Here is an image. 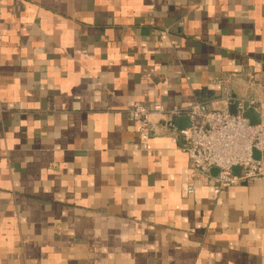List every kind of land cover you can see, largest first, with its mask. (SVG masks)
<instances>
[{"label":"crops","instance_id":"crops-1","mask_svg":"<svg viewBox=\"0 0 264 264\" xmlns=\"http://www.w3.org/2000/svg\"><path fill=\"white\" fill-rule=\"evenodd\" d=\"M107 2L117 7L109 10ZM125 2L0 0V162L8 169L0 170V264H264V243H250L264 229V177L216 200L203 182L186 195L188 159L177 118L158 120L144 149L126 114L137 96L151 115L194 102L232 112L241 99L264 104V34L247 15L253 7L226 0L228 11L241 12L229 17L217 8L209 17L195 10L204 0H141L152 11L118 23ZM193 22L199 29L189 32ZM129 35L145 47H125ZM224 37L239 39V46L222 47ZM39 44L42 61L33 54ZM119 55L135 59L98 70L97 59ZM217 56L239 71H221ZM48 65L59 75H49ZM65 65L70 73L61 70ZM134 67L140 71L127 72L117 89L112 81ZM7 86L26 91L23 102L38 107L6 99ZM28 121L40 125L31 136L22 126ZM9 134L17 141L10 150L3 147ZM80 176L91 177V185L82 180L76 187ZM6 228L17 229L11 252L2 248Z\"/></svg>","mask_w":264,"mask_h":264},{"label":"built area","instance_id":"built-area-1","mask_svg":"<svg viewBox=\"0 0 264 264\" xmlns=\"http://www.w3.org/2000/svg\"><path fill=\"white\" fill-rule=\"evenodd\" d=\"M256 104V101L241 99L234 112L228 108H215L205 102H194L186 108L154 111L164 117L162 121L171 116L177 119L185 117L189 121V127L177 132L182 141V151L188 159L186 195L194 193L197 182H203L210 187L212 199L216 200L228 188L264 177L262 158L253 157L254 151L260 154L264 152V120L261 117L264 104ZM247 107L258 112V125H251L243 117ZM126 114L137 126L139 147L146 149L152 130V125L146 123V119L152 112L145 105L136 103L126 110ZM140 125L144 127L139 128ZM210 168L218 171L216 177L209 174Z\"/></svg>","mask_w":264,"mask_h":264},{"label":"clouds","instance_id":"clouds-1","mask_svg":"<svg viewBox=\"0 0 264 264\" xmlns=\"http://www.w3.org/2000/svg\"><path fill=\"white\" fill-rule=\"evenodd\" d=\"M248 2H249V4H251V6L253 7L254 10L248 12L247 15H248L249 19L256 21L257 27L259 29V33L264 34V19H262L261 15H260L261 9L264 8V0H248ZM98 3H99V0H98ZM104 6L107 7L109 10H114L117 7L116 4L111 3V2H107L106 4H104ZM119 7H120V11L116 12V16L118 18L117 22L123 23V24H131L133 17H137V16L141 15L142 13H147V12L152 11L151 8L142 7L141 0H127V2L120 4ZM217 8H219L221 11L227 12V15L229 17L236 16L241 12V8L239 6L235 7L233 11H228L227 6H226V0H204V3H202L200 5V7L196 8L195 10L197 12H199L201 9H206L208 16L212 17ZM29 11H31V9H29ZM5 19H10L7 16V14H5ZM88 22H90V21H88ZM198 29H199V23L198 22H193L188 27L189 32H195ZM45 31L47 32V34L49 36L52 35L53 30L45 29ZM211 31L215 32V26H213ZM10 36H11V33H6L5 39L7 40ZM107 36L109 39V44L112 46V48L118 49L117 47H114L111 43V33L110 32L107 33ZM198 38L199 37L197 36V39ZM15 42H16L15 39H13L11 41V43H15ZM163 43H164V46H168V41L166 38H163ZM239 44H240L239 39H236L235 41H230V38L224 37L222 47L231 50V49L238 47ZM123 45L125 47L139 46L141 49H143L145 47L144 43L138 42L137 40H134L131 37V35L124 38ZM182 45H183V41L181 40L180 46H182ZM33 47H34V49L37 50L33 53L35 55L36 59L39 58V60L42 61L43 57L40 56V53L38 50L40 48H42L43 45L39 44V45H35ZM254 47H257V45H249L248 50L251 51ZM259 47L264 48V44L259 45ZM147 55H148V53H145L146 59H147ZM9 56L10 55L6 49L5 59H8ZM98 56H99V51L97 50L96 57H98ZM120 59L128 60V62L131 63L132 60L135 59V57L129 58L127 56H120L119 55L118 57L113 56L111 59L104 60V61H100L99 59H97V68L99 70V67L101 66V64H109V63L117 64V62H115V61L118 60V62H119ZM215 60L220 61L221 65H222L221 71H223V72H229V71L238 72L239 71L238 68H234L232 64L228 63V61H222L219 56H217L215 58ZM26 63L29 66L32 65V61H30V60L27 61ZM149 65L151 66V62H149ZM61 70L66 71L68 73L71 72L70 66H67V65L63 66ZM256 70L259 71V68L257 67ZM129 71H131L133 73H138L140 71V69L138 67H134L131 69H123L120 73L119 79L112 81L117 89L121 88L124 85L125 80H126V74ZM154 71H161V70L154 68ZM47 73L49 75H59V71H57L55 67L49 66V65L47 66ZM30 75L31 74L29 73V76ZM17 82H18V80H17ZM72 82L75 83L74 80ZM149 82L150 81H148L147 77H145V79L142 83H149ZM41 83H43V81ZM18 85H19V82H18ZM193 87H199V85H193ZM2 89L4 92L5 98L7 99L9 96H12L13 99L16 100L15 105H18L20 108H37L38 107L37 104H25L23 102V98L26 97L28 95V93L26 91H22L20 87L17 88L16 86H13V87L7 86V87H3ZM70 90L71 89H69L68 87H65V92L68 93L69 95L71 94ZM154 91H156V89H154L153 92ZM153 92L148 93L149 98H154ZM17 93H18V99H16ZM141 99H142V97L137 96L136 99L134 101H131L130 103H137ZM97 101H99V93H96L94 96L93 102H97ZM13 105H14L13 103L8 104L9 107H12ZM76 107H79V106L77 105ZM140 111L143 112V109H140ZM161 119H164V117L159 116V115H149V116H147L146 123L151 124L154 127L156 122L158 120H161ZM49 124H51V121H49ZM22 126H26L28 128L29 136H31L32 131L34 129H38L40 127L39 123H32L31 121H28L25 125H22ZM141 127H144V125H140L139 128H141ZM15 130H18V129H15ZM158 131H162V130H158ZM16 143H17V141L13 140L11 134H9L7 136L6 141L3 142V147L5 149L10 150L12 145H14ZM0 170H2L3 174H5V175L8 174L6 161L0 162ZM82 180H87L89 185H91V177H86V176L77 177L73 183L76 187H79L80 181H82ZM7 187H8V184H5V188H7ZM69 191H72L71 187H69ZM118 195L120 197V195H121L120 192ZM61 198L62 197H59V196L57 197V199H61ZM134 200H135V196L131 197L129 199V202L134 203ZM133 215H135L134 212H133ZM17 240H18L17 229L9 232L8 229L6 228L5 234L3 236L2 248L6 252H11L13 250V246L17 242ZM257 242L264 243V229H261L259 235H254L252 241H250V243H253V244H256ZM50 250H51L50 248H46L45 252L47 253Z\"/></svg>","mask_w":264,"mask_h":264},{"label":"water","instance_id":"water-1","mask_svg":"<svg viewBox=\"0 0 264 264\" xmlns=\"http://www.w3.org/2000/svg\"><path fill=\"white\" fill-rule=\"evenodd\" d=\"M234 112V111H233ZM243 117L248 119L250 121L251 125H258L260 123V118H259V114L253 109V108H246L245 112L243 113ZM177 123L179 126V130L184 129L189 127V121L187 118L185 117H180L177 119ZM253 157L255 159H260L262 158L263 162H264V152L262 154L254 151L253 153ZM235 173L238 172L237 169L234 170ZM218 171L215 168H210L209 169V174L213 177L217 176Z\"/></svg>","mask_w":264,"mask_h":264}]
</instances>
